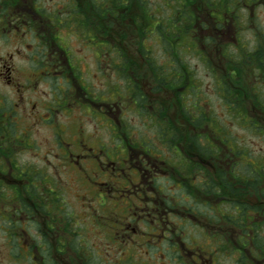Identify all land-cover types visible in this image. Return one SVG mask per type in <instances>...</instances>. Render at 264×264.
<instances>
[{"label":"flooded vegetation","instance_id":"1","mask_svg":"<svg viewBox=\"0 0 264 264\" xmlns=\"http://www.w3.org/2000/svg\"><path fill=\"white\" fill-rule=\"evenodd\" d=\"M190 4L0 0V264H264V0Z\"/></svg>","mask_w":264,"mask_h":264},{"label":"trees","instance_id":"2","mask_svg":"<svg viewBox=\"0 0 264 264\" xmlns=\"http://www.w3.org/2000/svg\"><path fill=\"white\" fill-rule=\"evenodd\" d=\"M97 2L98 15L100 17L106 18L109 14V10L106 5L113 8V17L126 16L130 14L133 21L136 24L135 31L142 33L144 30V36L146 41L148 38L155 34V32L161 31V46L164 49H174L177 51H183L190 43H192L195 50L198 51L197 39L193 36L190 37L187 34L188 23L182 20H174V16H181L187 18L190 13V2L194 0H162L164 3L165 11L162 12V17L160 18L161 10L155 5L154 0H91ZM128 1V4H125ZM141 3L144 5L142 6ZM125 8L128 10L126 11ZM136 11V12H135ZM135 12V13H134ZM177 13V14H176ZM176 14V15H175ZM161 21L159 24L158 21ZM116 19L113 20V23ZM161 28V29H159ZM153 41L155 38H150ZM157 39V37H156ZM149 46H147L148 48ZM148 51V49H146Z\"/></svg>","mask_w":264,"mask_h":264},{"label":"rangeland","instance_id":"3","mask_svg":"<svg viewBox=\"0 0 264 264\" xmlns=\"http://www.w3.org/2000/svg\"><path fill=\"white\" fill-rule=\"evenodd\" d=\"M154 1H158V0H154ZM229 6H231V4H229ZM199 28H197V30L201 33V23L198 24ZM202 34V33H201ZM146 45L150 46L152 51H163V49L161 48V43L160 46L157 44L155 45L152 39H148V41L146 42ZM162 49V50H161ZM86 51V49H84ZM190 63L193 65L194 67V76L198 79L199 82L202 81V88L205 87V83L208 80L206 78V73L203 69V65L202 62L200 61V59L197 57V54H194V56H191V60ZM229 122V127H231L232 129H236L237 127L235 126V124L231 121H229L228 119H225V123ZM254 142L258 147H261L262 149H264V141L261 140H256L255 138Z\"/></svg>","mask_w":264,"mask_h":264}]
</instances>
